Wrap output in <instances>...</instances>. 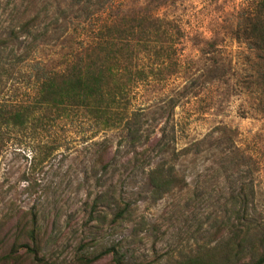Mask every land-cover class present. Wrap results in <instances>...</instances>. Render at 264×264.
Returning a JSON list of instances; mask_svg holds the SVG:
<instances>
[{
    "label": "rangeland",
    "instance_id": "obj_1",
    "mask_svg": "<svg viewBox=\"0 0 264 264\" xmlns=\"http://www.w3.org/2000/svg\"><path fill=\"white\" fill-rule=\"evenodd\" d=\"M47 1L0 0V99L24 97L26 61L18 55L25 54L31 36L22 25L38 10L43 18L33 33L40 54L53 65L84 36L102 33L103 9L91 14ZM257 2L180 0L174 9L185 31L180 61L168 78L163 75L171 69L136 90L132 106L146 113L138 135L100 129L74 113L50 127L61 151L43 163L32 161L29 137L1 136L0 256L10 251L18 222L28 223L32 210L38 215L41 254L60 264H83L82 257L112 246L132 263L184 264L209 254L219 259L229 234L217 220L238 208L240 193L249 202L250 220L264 228V58L234 30ZM51 4L57 8L46 16ZM172 96L178 105L169 124L177 122L182 130L178 146L165 155L154 152L151 165H175L176 184L160 194L149 184L151 165L137 152L139 140L166 126ZM224 125L233 131L224 133L219 128ZM193 140L200 143L184 154L180 149ZM101 193L109 195L95 205ZM118 197L129 204L123 217L116 216L124 206ZM22 260L30 264L28 257ZM92 264L115 263L108 254Z\"/></svg>",
    "mask_w": 264,
    "mask_h": 264
},
{
    "label": "trees",
    "instance_id": "obj_2",
    "mask_svg": "<svg viewBox=\"0 0 264 264\" xmlns=\"http://www.w3.org/2000/svg\"><path fill=\"white\" fill-rule=\"evenodd\" d=\"M61 2L71 9L91 14L103 9L107 16L99 26L100 35L84 36V42L57 65L40 54L41 43L33 33L43 18L42 11L38 10L22 25L23 31L31 36L24 45L25 54L18 55L20 60L26 61V90L22 98L0 99V137L5 134L29 137L32 161L38 163L61 151L58 137L50 127L74 113L79 112L94 120L100 129L122 128L127 135H138L143 124L141 118L146 113L143 107L132 106L136 90L158 74L171 69L170 73L163 75V78H168L176 71V64L180 61L179 44L185 37L183 19L174 10L180 0H60L59 8ZM56 8L54 4L48 5L46 16ZM241 20L234 29L235 36L243 38L264 58V0L254 4ZM48 32L41 36L45 37ZM22 44L24 41L17 50ZM167 103L169 115L166 126L158 129L159 133L157 130L154 135L149 133L141 141L138 138L142 135L137 137L142 146L137 155L146 159V166L153 163L154 152L165 155L177 149L182 130L177 122L169 123L178 98L172 96ZM219 128L224 133L233 131L227 125ZM199 143L200 140H193L180 150L191 154L194 145ZM110 165L107 163L106 167ZM149 168V184L155 192L162 194L176 184L175 165L157 162ZM108 195L101 193L94 204ZM236 198L238 208L217 220L224 234H229L221 257L214 259L209 254L187 260L184 264H264V228L250 220L249 202L241 198V193ZM118 201L123 203L124 199L118 197ZM123 204L116 216L123 217L127 213L129 204ZM30 214L28 223L18 222L15 241L10 251L0 256V264H24V260L21 261L23 256L30 259V264H60L41 254L38 215L33 210ZM24 235L29 241H22ZM108 254L112 255L115 264H145L126 261L116 246L108 247L93 257H82L80 261L92 264Z\"/></svg>",
    "mask_w": 264,
    "mask_h": 264
}]
</instances>
